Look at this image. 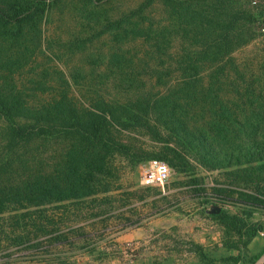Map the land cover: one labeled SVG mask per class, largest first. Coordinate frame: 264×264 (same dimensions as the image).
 <instances>
[{"label":"rangeland","instance_id":"obj_1","mask_svg":"<svg viewBox=\"0 0 264 264\" xmlns=\"http://www.w3.org/2000/svg\"><path fill=\"white\" fill-rule=\"evenodd\" d=\"M29 1L0 0V96L133 118L110 127L113 146L66 133L9 149L7 126L26 121L0 116V184L49 187L0 188L33 196L0 208V264H264V0L139 14L146 0H37L13 17ZM147 158L173 169L163 190L140 185Z\"/></svg>","mask_w":264,"mask_h":264},{"label":"trees","instance_id":"obj_2","mask_svg":"<svg viewBox=\"0 0 264 264\" xmlns=\"http://www.w3.org/2000/svg\"><path fill=\"white\" fill-rule=\"evenodd\" d=\"M153 3V0H146L145 3L136 11L137 14L142 12V10L150 7ZM48 4H45L41 1H29L22 5L9 4L8 7L13 11V17L19 18L26 15H30L34 12L41 11ZM7 18L6 14L2 13L0 10V20L4 21ZM228 21L227 23V31L231 28L233 21ZM264 29V28H263ZM230 40L227 38V35L224 36L223 44L220 48H225L223 54L229 56L230 54ZM214 55V53H213ZM247 100V99H246ZM257 101L259 103L264 102V96L257 97ZM100 109V108H99ZM218 113V114H217ZM180 115L179 113H177ZM175 111L168 112L167 116H169L172 120L179 121ZM257 116H260L259 113H255ZM158 115L156 111L147 112L144 111L142 114L143 121L147 127H149L148 119H152ZM216 119L222 120L223 122L235 121L232 113H227L225 111L215 112ZM0 116L4 118H8L14 120L17 118H21L25 120L23 125H18L16 123H10L6 128V136L9 140L7 144V148L11 149V145L13 143H22L26 144L31 140H47L49 138H55L60 136L61 134L66 133H75L84 139L92 140L93 142L103 143L105 145L113 146V142L110 139V127L112 125L119 126L128 120H132L133 116L129 113L116 114V112L107 111L105 108H101L97 110L95 113L89 114L88 118L81 120L76 112L69 107H60L56 110H22L18 106V102L15 98L0 96ZM261 118H264L261 117ZM175 152V151H173ZM176 155H180L176 152ZM161 159H165L161 157ZM161 161V160H160ZM10 161L5 163V165L0 166V171L4 170V167H8L10 165ZM0 188H49L46 183L45 177L42 175L41 178L32 181H23L22 184H0ZM5 190L0 189V208L6 202H19L26 201L31 202L32 195L29 192L18 190L15 193L6 192ZM9 196L8 198H5ZM13 195H19V197H13ZM36 198H40L35 196ZM43 197V196H41ZM259 230L264 231V228H259Z\"/></svg>","mask_w":264,"mask_h":264},{"label":"built area","instance_id":"obj_3","mask_svg":"<svg viewBox=\"0 0 264 264\" xmlns=\"http://www.w3.org/2000/svg\"><path fill=\"white\" fill-rule=\"evenodd\" d=\"M173 174V169L166 163L147 158L140 163L139 183L142 187L163 190Z\"/></svg>","mask_w":264,"mask_h":264},{"label":"water","instance_id":"obj_4","mask_svg":"<svg viewBox=\"0 0 264 264\" xmlns=\"http://www.w3.org/2000/svg\"><path fill=\"white\" fill-rule=\"evenodd\" d=\"M262 261L259 262V264L261 263Z\"/></svg>","mask_w":264,"mask_h":264}]
</instances>
